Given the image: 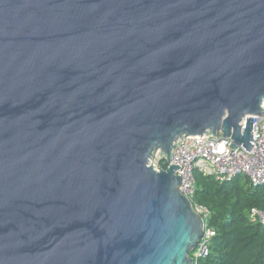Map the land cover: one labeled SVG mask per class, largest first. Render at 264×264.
I'll list each match as a JSON object with an SVG mask.
<instances>
[{"label": "water", "instance_id": "water-1", "mask_svg": "<svg viewBox=\"0 0 264 264\" xmlns=\"http://www.w3.org/2000/svg\"><path fill=\"white\" fill-rule=\"evenodd\" d=\"M262 114L264 0H0V264H192L152 161Z\"/></svg>", "mask_w": 264, "mask_h": 264}, {"label": "trees", "instance_id": "trees-1", "mask_svg": "<svg viewBox=\"0 0 264 264\" xmlns=\"http://www.w3.org/2000/svg\"><path fill=\"white\" fill-rule=\"evenodd\" d=\"M166 168L159 160L158 169ZM193 177L192 201L209 211L206 224L215 233L208 256L197 264H264V228L249 216L251 208L264 211V185L252 187L244 176L226 183L199 172Z\"/></svg>", "mask_w": 264, "mask_h": 264}, {"label": "built area", "instance_id": "built-area-1", "mask_svg": "<svg viewBox=\"0 0 264 264\" xmlns=\"http://www.w3.org/2000/svg\"><path fill=\"white\" fill-rule=\"evenodd\" d=\"M252 140L250 150L229 147V138L218 136H193L185 137L176 142L172 152V164L178 166L176 175L180 177L178 191L186 197L196 214L203 221V234L196 248L193 250L192 264H197L200 259H205L209 253V243L215 233L209 229L206 220L209 211L193 203L195 181L193 174L199 172L203 176L213 177L218 183L232 181L237 176H244L252 187L264 185V114L252 116ZM244 126V120L241 122ZM249 216L264 228V211L251 208Z\"/></svg>", "mask_w": 264, "mask_h": 264}, {"label": "rangeland", "instance_id": "rangeland-1", "mask_svg": "<svg viewBox=\"0 0 264 264\" xmlns=\"http://www.w3.org/2000/svg\"><path fill=\"white\" fill-rule=\"evenodd\" d=\"M159 160H161L160 158H158V154H156V157L154 158V160L152 161V165L154 166V168L156 169V170H159L158 169V161ZM193 252H190V256H193V254H192Z\"/></svg>", "mask_w": 264, "mask_h": 264}]
</instances>
